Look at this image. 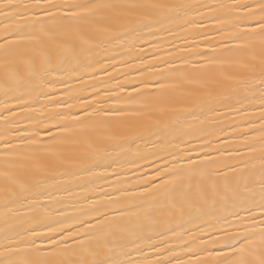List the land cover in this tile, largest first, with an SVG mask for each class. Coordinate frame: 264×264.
Returning a JSON list of instances; mask_svg holds the SVG:
<instances>
[{
  "label": "snow or ice",
  "instance_id": "1",
  "mask_svg": "<svg viewBox=\"0 0 264 264\" xmlns=\"http://www.w3.org/2000/svg\"><path fill=\"white\" fill-rule=\"evenodd\" d=\"M0 264H264V0H0Z\"/></svg>",
  "mask_w": 264,
  "mask_h": 264
}]
</instances>
